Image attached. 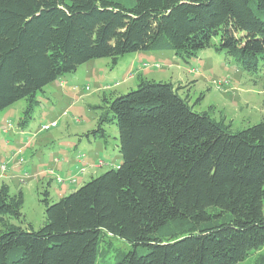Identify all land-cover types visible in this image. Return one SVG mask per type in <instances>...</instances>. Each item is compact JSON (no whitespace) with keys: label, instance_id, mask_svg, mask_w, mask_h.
I'll return each mask as SVG.
<instances>
[{"label":"trees","instance_id":"1","mask_svg":"<svg viewBox=\"0 0 264 264\" xmlns=\"http://www.w3.org/2000/svg\"><path fill=\"white\" fill-rule=\"evenodd\" d=\"M210 47L262 79L264 0H0V113L25 99L27 129L39 92L92 59ZM187 87L140 77L104 93L83 135L108 141L115 124L121 162L59 200L46 189L39 228L3 181L0 264H96L110 237L127 244L109 264H237L264 247V115L235 129Z\"/></svg>","mask_w":264,"mask_h":264},{"label":"rangeland","instance_id":"2","mask_svg":"<svg viewBox=\"0 0 264 264\" xmlns=\"http://www.w3.org/2000/svg\"><path fill=\"white\" fill-rule=\"evenodd\" d=\"M141 52H144L142 56L147 55L146 53L153 55L152 57L160 56L157 60H161L162 67L149 66L144 69L141 64L143 60L153 62L150 56L143 60L140 58L134 59L133 62L131 60L132 67L131 62L127 61L131 55L122 57L115 66L110 57L92 59L76 73L67 74L48 84L44 88L48 91L46 95L39 92L41 103L27 129H22L18 125L27 103L25 99L19 100L0 113V184L5 180L11 185L12 191L19 189L24 191L23 212L35 228H39L43 222L45 209L43 192L46 189L50 191L51 200H59L62 196L79 188L84 182L111 168L112 165L107 163L111 159L115 162L116 156L113 152L109 153L108 157L104 156L106 165L93 176L89 168H86L83 173H78L73 168L69 175L64 169V166L75 157L77 148L88 150L87 147H82V140H79L77 134H82L83 130L87 131L94 127L97 122L95 118L98 115L94 106L101 104L104 93L127 92L137 87L140 77L156 81L180 79V82L188 85L182 91L183 95L189 94L190 101L196 110L203 111L214 107L215 116L219 118L223 115L227 122H232L235 129H242L262 120L264 67L260 72L262 79H259L238 68L232 57H228L225 52L218 51L214 47L200 50L187 60L178 55H176L178 59L172 60L168 54L162 53L166 51L142 50ZM139 66L142 68L138 74L136 71ZM152 69H156L157 72H152ZM132 71L136 73L133 72V76L130 77ZM85 72L88 73L85 74ZM71 77H78L79 81L73 83L74 81L70 80ZM63 78L65 84L61 86L60 81ZM74 84L78 85L77 89L71 87ZM53 119L59 121V126L42 131V125ZM4 126H11V128L8 127L9 135L2 133ZM107 130L110 134L108 141L103 140L100 143L102 148L112 149L118 142V129L115 124H109ZM15 131L18 132L17 135ZM83 140L89 144L86 138ZM78 154H80L79 151ZM88 156H90L89 150ZM96 156V152L92 151L90 160L95 159ZM56 157L60 160H56ZM21 158L24 161H21ZM2 164H7V171H2ZM78 170L80 171L79 167ZM58 175L63 176L65 180L57 181ZM73 176L76 177L75 180L71 179ZM22 177L26 180L25 183L21 181ZM50 179L53 180L50 182ZM69 186L72 189H66ZM61 187L62 190H60ZM108 239L114 245L103 247L104 241L100 244L96 264H103L104 259L109 264L108 260L115 257L114 253L117 249H123L127 244L121 239L112 237ZM263 253L264 247L253 251L237 264H256Z\"/></svg>","mask_w":264,"mask_h":264},{"label":"crops","instance_id":"3","mask_svg":"<svg viewBox=\"0 0 264 264\" xmlns=\"http://www.w3.org/2000/svg\"><path fill=\"white\" fill-rule=\"evenodd\" d=\"M166 52H162L163 54H168V56L172 59V60H174V59H178V57L176 56L177 54L174 52V51H168V50H165ZM144 52H141V51H137V52H134V53H131V54H128V55H131L128 59H127V61H129V62H131V60H132V62L134 61V59H137V58H140V59H144V58H146V57H151V61H153L152 63H149L147 60H143V62L141 63L142 65H143V67H144V69H146V68H148L149 66H156V68H160V67H162V63H161V60H157V57H160V56H157V57H152L153 55H148V53H146L147 55H144V56H142V54H143ZM154 54V53H153ZM126 56V55H125ZM125 56H123V57H125ZM132 62H131V67H132ZM160 63H161V65H160ZM169 63V62H168ZM85 65V63L84 64H82L79 68H78V70L80 69V68H83V66ZM146 67V68H145ZM85 68V67H84ZM140 68H142V66H139L138 67V69H137V71L136 72H138V74L141 72L140 71ZM77 70V71H78ZM82 70V69H81ZM84 70V69H83ZM152 72H157L156 71V69H152L151 70ZM133 72L134 71H132L131 73H132V75L130 76V77H132L133 76ZM136 72H134V73H136ZM76 73V72H75ZM88 72H85V74H87ZM143 74V73H142ZM67 78H69L68 76H66ZM70 80L71 81H74L73 83H77L78 81H79V78L78 77H71L70 78ZM173 81H176V82H179V81H181L180 79H177V80H173ZM72 83V84H73ZM64 84H65V81H64V78L60 81V85L61 86H64ZM48 86V85H47ZM75 86H77V87H75ZM72 88H74V89H77L78 88V85L77 84H74V85H72L71 86ZM112 88V87H111ZM46 93H48V91H45V92H43V94H45L46 95ZM16 104V103H15ZM5 111V110H4ZM53 120H56V119H53ZM45 123H48V122H45ZM44 123V124H45ZM3 132V134H6V135H9V133H10V129L8 128V127H6V126H4V128H3V130H2ZM47 131V130H46ZM84 132H85V130H83V132H81L82 134H77V135H79L78 136V138H79V140L81 141L82 140V142H81V145H82V147H87V149L90 151V156H91V154H92V151L93 152H96V158L95 159H93V160H90V156H88V150L86 151L84 148H79V149H81V150H78V148L75 150V153H76V155H75V157L74 158H72L71 159V161L67 164V165H65L64 166V169H65V171H68V175H69V173H72V171H73V168H75V170H76V172H78V173H80L79 172V170H78V167L80 168L81 166H83V165H86L87 166V168H89V171H90V173H91V176H93L94 174H98L99 173V169L100 168H102L103 166H105L106 165V162L104 163V164H102V165H97L98 164V160L99 159H104L103 157L105 156V157H108V154L110 153V154H112V152H113V154L116 156L115 157V162H113V160L111 159L109 162H107V163H109L110 165H112V166H118L119 165V163L121 162V158L119 159V157H120V155H119V153H118V149H117V147H116V145H115V147L114 148H112V149H104V148H102V145H101V143L100 142H103V140H91L90 138H88L87 136H84L83 134H84ZM18 134V132H16L15 131V135H17ZM83 138H86L87 140H88V142H89V144L88 143H85V141L83 140ZM9 141H10V139H8ZM78 151H79V153L80 154H78ZM99 153H100V156H99ZM118 155H119V157H118ZM102 156V157H101ZM56 160H60V158L59 157H56ZM107 160V159H106ZM92 168H94L93 170H92ZM27 172V171H26ZM78 173H74V174H78ZM22 178H24V177H22ZM21 178V179H22ZM5 181V180H4ZM26 182V180L24 181V183ZM68 184V183H67ZM63 188L61 187L60 188V190H62ZM66 189H72V187H66ZM66 191V190H65ZM67 192V191H66Z\"/></svg>","mask_w":264,"mask_h":264},{"label":"built area","instance_id":"4","mask_svg":"<svg viewBox=\"0 0 264 264\" xmlns=\"http://www.w3.org/2000/svg\"><path fill=\"white\" fill-rule=\"evenodd\" d=\"M75 87H77V86H75ZM87 88H89L88 86H87ZM9 125H11V123H9ZM58 125V121L57 120H52V121H50V122H48V123H45V124H43L42 125V130H50V129H52L53 127H56ZM9 127V126H8ZM9 128H11V126L9 127ZM21 161H24V159L23 158H21ZM102 162H100V163H98V164H101ZM1 169H2V171H7V169H8V166H7V164H2V167H1ZM85 169H86V167L85 166H82V167H80V173H83V171H85ZM71 179H73V180H75L76 179V177H72ZM56 180L57 181H62V180H65L64 178H63V176H61V175H58L57 177H56ZM21 181H25V179L24 178H22L21 179Z\"/></svg>","mask_w":264,"mask_h":264}]
</instances>
